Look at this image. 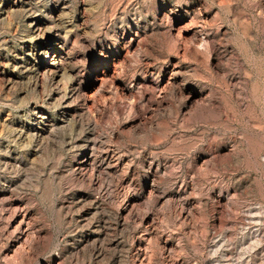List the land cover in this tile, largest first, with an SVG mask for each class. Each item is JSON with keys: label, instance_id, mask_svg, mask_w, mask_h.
<instances>
[{"label": "rangeland", "instance_id": "rangeland-1", "mask_svg": "<svg viewBox=\"0 0 264 264\" xmlns=\"http://www.w3.org/2000/svg\"><path fill=\"white\" fill-rule=\"evenodd\" d=\"M0 264H264V0H0Z\"/></svg>", "mask_w": 264, "mask_h": 264}]
</instances>
